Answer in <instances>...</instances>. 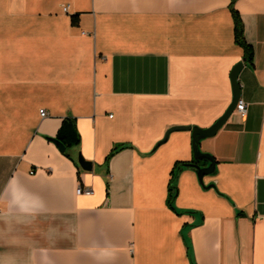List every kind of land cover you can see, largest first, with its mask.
Returning <instances> with one entry per match:
<instances>
[{
	"label": "crops",
	"instance_id": "1",
	"mask_svg": "<svg viewBox=\"0 0 264 264\" xmlns=\"http://www.w3.org/2000/svg\"><path fill=\"white\" fill-rule=\"evenodd\" d=\"M237 62L246 113L200 140L216 169L179 171L176 213L191 131L161 140L224 113ZM0 264H264V0H0Z\"/></svg>",
	"mask_w": 264,
	"mask_h": 264
},
{
	"label": "trees",
	"instance_id": "2",
	"mask_svg": "<svg viewBox=\"0 0 264 264\" xmlns=\"http://www.w3.org/2000/svg\"><path fill=\"white\" fill-rule=\"evenodd\" d=\"M231 15L233 18V36H234V42L239 45L243 50V62L252 64L253 60V48L245 41L243 37V25L241 22V19L239 17V14L237 10L230 8ZM71 24L77 25L78 24V15L73 14L71 15ZM48 139H51L50 137H47ZM57 139L64 147L65 149L62 151L65 155L69 156V153L67 150L71 148L72 146H77L80 142V135L76 127L75 118L73 117H65L63 118L60 127L57 130L56 135L53 137ZM130 146V144H115L105 157V163L108 162L109 158L119 149ZM190 162H197L193 157L188 161H177L175 162L172 170H171V179L168 186V195H167V204L171 209H173L176 213H183V212H189L192 213V211L189 210H178L174 206V200L176 197V179L179 171L182 168H190L189 163ZM198 163L204 165L205 162L198 161ZM214 186V185H213ZM188 248V245H187Z\"/></svg>",
	"mask_w": 264,
	"mask_h": 264
},
{
	"label": "water",
	"instance_id": "3",
	"mask_svg": "<svg viewBox=\"0 0 264 264\" xmlns=\"http://www.w3.org/2000/svg\"><path fill=\"white\" fill-rule=\"evenodd\" d=\"M242 67V62H237L230 73V81L232 86V100L229 103L228 107L224 111V113L215 120L213 124L206 128H200L197 126H190V125H175L170 127L164 134L161 142H163L168 134L171 131L174 130H190L191 131V137H192V151H193V158L197 162H190L189 166L191 169L196 171L197 177L202 184V178L205 175L213 174L216 169V162L213 158V156L207 152H203L199 147V142L201 139H204L206 137H210L215 135V133L218 131V129L225 123V121L230 117V115L233 113V110L235 108V105L237 101L240 98V89H239V82H238V73ZM51 141H53L56 146L59 148V150L63 151L65 147L55 138L50 137ZM198 161L205 162L204 165L198 163ZM77 162L79 166L84 170H90L91 169V162L84 160L81 155L77 156ZM212 185V184H210Z\"/></svg>",
	"mask_w": 264,
	"mask_h": 264
},
{
	"label": "built area",
	"instance_id": "4",
	"mask_svg": "<svg viewBox=\"0 0 264 264\" xmlns=\"http://www.w3.org/2000/svg\"><path fill=\"white\" fill-rule=\"evenodd\" d=\"M233 113H237L240 116H244V114L246 113V104L244 101H242L241 99H239L235 105V108L233 110ZM39 114L41 117L46 116V111L44 109H40L39 110ZM77 192H81V188L78 187ZM85 192H88L89 190H84Z\"/></svg>",
	"mask_w": 264,
	"mask_h": 264
}]
</instances>
